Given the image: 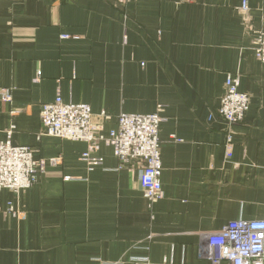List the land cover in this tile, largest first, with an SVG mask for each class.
I'll use <instances>...</instances> for the list:
<instances>
[{"label": "crops", "instance_id": "1", "mask_svg": "<svg viewBox=\"0 0 264 264\" xmlns=\"http://www.w3.org/2000/svg\"><path fill=\"white\" fill-rule=\"evenodd\" d=\"M263 18L264 0L1 1L11 101L0 96V142L11 131L45 164L30 188L0 191V264H211L198 260L200 234L264 220V65L253 51ZM228 74L249 97L229 158L217 113ZM57 94L88 105L104 136L120 114L161 110L160 201L150 205L110 147L90 169L86 143L40 135Z\"/></svg>", "mask_w": 264, "mask_h": 264}, {"label": "built area", "instance_id": "2", "mask_svg": "<svg viewBox=\"0 0 264 264\" xmlns=\"http://www.w3.org/2000/svg\"><path fill=\"white\" fill-rule=\"evenodd\" d=\"M111 1L123 4L129 0ZM239 10L242 14L247 13V4L243 2ZM253 51L254 57L264 65V18ZM239 85V75L226 76L225 91L217 110L228 134L225 143L228 158L231 156L232 127L243 121L249 108V97L238 90ZM0 96L3 103L11 101L9 90H1ZM160 112L159 109L149 115L120 114L117 117V129L104 136L102 126L91 122L92 112L88 105L64 103L57 94L52 103L41 108L40 135L86 143L88 148L81 160L90 169L102 164V159L97 156L100 145L110 147L121 167L138 171L142 193L153 205L163 198L159 139L163 118ZM100 116L109 119L104 111ZM58 160L51 159L50 162L57 164ZM44 164V161L33 158L30 148L13 145L11 131H8L6 141L0 142V191L19 194L30 188ZM200 239V261H209L211 264L223 261L227 264H264V220L232 221L218 232L200 234Z\"/></svg>", "mask_w": 264, "mask_h": 264}]
</instances>
